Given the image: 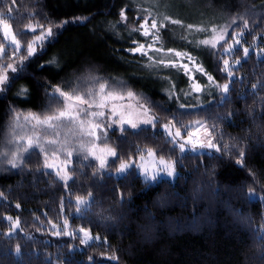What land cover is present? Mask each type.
Returning a JSON list of instances; mask_svg holds the SVG:
<instances>
[{"label":"trees","instance_id":"trees-1","mask_svg":"<svg viewBox=\"0 0 264 264\" xmlns=\"http://www.w3.org/2000/svg\"><path fill=\"white\" fill-rule=\"evenodd\" d=\"M171 1L170 12L180 16L192 18L201 11L217 20L216 11L222 13L229 37L242 28L241 17L248 21L242 44L229 58L222 47L233 43L231 39L214 50L187 45L220 84L228 82L223 59L234 69L229 93L197 110L166 101L168 84L158 78L170 74L180 92L185 84L181 74L147 68L128 52L134 40H143L120 18L131 0H0V19H8L21 42L19 53L9 59L0 56V64L17 68L16 73L7 69L16 79L0 93V152L14 123L12 109L21 115L45 113L53 86L78 91L98 84L93 77L100 82L122 79L147 97L156 117L155 126L123 134L111 131L108 144L117 156L105 170L92 159L76 160L68 169L67 186L44 167V154L37 148L17 168L0 157V264H264V0ZM48 27L54 35L21 67L19 56L26 45ZM0 44L11 55L14 46L1 29ZM244 47L249 48L246 58ZM22 89L27 99L17 95ZM51 107L56 110L55 104ZM196 121L208 126L220 152L181 153L169 143L165 124L185 130ZM148 149L176 162L175 181L150 184L136 168L115 176V160H135ZM241 149L244 159L238 164ZM77 196L89 201L81 213L75 210ZM65 218L71 230L83 227L99 239L81 244V235H55L52 224L62 227ZM16 219L18 228L13 227Z\"/></svg>","mask_w":264,"mask_h":264},{"label":"snow or ice","instance_id":"snow-or-ice-1","mask_svg":"<svg viewBox=\"0 0 264 264\" xmlns=\"http://www.w3.org/2000/svg\"><path fill=\"white\" fill-rule=\"evenodd\" d=\"M15 3V0H13ZM9 12L12 11L11 8L8 9ZM147 11V10H145ZM120 18L122 22L127 21V16L125 15L124 11H121ZM82 19V18H77ZM165 21H168L172 25H181L188 30L193 29V25H182L181 20L179 19H172L171 17L165 16ZM243 21V26L240 30H234V35L232 37L228 36L229 26H224L217 30V28L212 27L211 32V39H201L199 40V45H203L209 48V50H214L217 48V45L225 40L231 39L234 41V44L239 46L241 45V37L243 36L244 29L248 27L247 19L241 17ZM63 23H68V21H64ZM233 24L236 23L235 19L232 21ZM0 25L3 26L4 30V37L7 39L11 32V25L8 22V19H0ZM63 25H58V27H62ZM167 25L163 22L159 23L156 21L155 18H152L151 24L149 25V20L144 19L143 23H141L137 28H133V32H139L144 37L151 36L152 39L147 42L145 45L144 43H139L137 41H133L136 45L135 47L129 49L128 51L132 55H139L140 57H145L149 62L145 66L152 67V66H162V68H172L176 69L177 72H183L185 76H188L190 81V91L187 93L191 95L192 93H200L204 91V87L201 86L199 82L195 80V77L191 74V69L189 65H193L195 70L202 75L207 76V84L209 86H215L220 90L221 93L225 94V96L229 93L231 83H234L232 77L234 75V69L230 67L229 60L223 59V71L226 73V79L228 82L219 84L217 83L213 76L208 75L204 70L203 66L199 64L195 57L190 55L188 52L178 51L172 48L165 49L161 40V29H164ZM41 27H43L41 25ZM29 28L33 32L36 31L31 25ZM196 31H208V29L204 28H197ZM54 35L52 27H48L44 33L38 34L32 43H28L26 45L25 51L22 55L19 56V60L21 62V67H23V60L26 57H32L36 55L37 47L43 50V42L46 38H50ZM187 39V37H183ZM39 41V44L36 42ZM11 47V55H5V48L3 44H0V56H3L5 59H9L15 54L20 52L21 49V42L16 38L15 35L11 36V40L9 42ZM156 45H159L157 47ZM222 50L227 53H232L236 49H234L233 43H227L223 45ZM243 55L246 58L249 55V49L244 47L242 49ZM149 53H154L155 55H150ZM217 54V53H214ZM218 55V54H217ZM187 60L188 63H184L183 61ZM235 64L239 65L240 60H236ZM0 69H4L3 72H0V93H4L9 90L11 84L14 82L16 77L10 78L7 75V69H11L13 73L17 72V68L14 67L12 64H0ZM221 70L218 67V71ZM170 75V74H169ZM98 83V91L93 89H88L85 94H79L76 89H73L72 92L62 90L59 86H53L52 89V97L53 99L50 102L49 108L46 110L45 113L37 114L28 112L27 115L24 116V120L32 123L33 134L27 137L26 145L24 146H17L15 147L10 153L3 152L0 153V157H8L10 155V159H7V163L11 165L12 168H17L20 165L24 164V158L21 155L22 152H29V149L39 148L40 152L44 154V167L47 169H55V175L64 182V185L67 186V182L71 179V176L68 174L67 171H64L61 174L62 169L58 167L55 161L59 158L58 153L60 151H64L68 157L72 156V150L69 148L60 145L55 138H48L57 137L59 136L60 132L59 129L64 127L68 128L69 130H73L76 134L88 136L91 138L89 144L91 147H88L86 151L93 155L96 160L99 161V168L101 170L105 169L107 165V160L102 155H96V141L101 140L103 138L104 147L100 149V152L107 153L112 157L117 156V152L115 148L108 146V138H107V130L110 129L113 125L119 126V131L123 134L127 131L124 127L128 125L131 129H139L141 124L145 125H152L155 126L156 117L150 114L151 109L145 105V103L141 102V98L131 91L127 89V87L123 84L114 85L113 87H108L105 82H100L99 78L93 77ZM164 79H168V76H165ZM170 89L169 95L174 96L175 92V85L171 83L169 80ZM256 85H253L255 88ZM47 90V89H46ZM27 90L22 89L20 92L17 93L18 96H23L24 99H27ZM125 102V101H132L135 103H120L117 104L116 102ZM52 104L61 106L60 110L54 111L51 107ZM84 106V107H81ZM181 108L185 107L184 104L180 105ZM122 109L121 111H118ZM95 109V110H94ZM132 110H134L137 114L138 118H133ZM13 118L16 121H19L21 113L17 109H12ZM142 113V117H141ZM107 116V120L104 118ZM196 128L195 131L187 130L183 133L181 127H176L174 123L165 124L163 127L166 130L168 136L170 137L169 143L177 145L179 151L181 153L185 151H192L195 152L197 148L200 149H214L216 152L221 151V146L213 143L214 137L212 136L211 131L208 129V126L201 121L195 122ZM175 129L173 131L172 129ZM203 130L206 135V140H200L198 138L194 139L197 134ZM41 133H43L46 143L49 145H53L50 150H46L40 144ZM20 140H24V136L19 137ZM182 141V142H180ZM14 143V141H13ZM67 143V142H65ZM227 149L228 145L223 146ZM81 148H84V145L81 144ZM31 155V153H29ZM155 152L152 149L147 150V156L155 157ZM139 158L141 160L144 159V154L141 153ZM244 159V151L241 149L238 153V157L236 162L238 164H242ZM63 166V169L67 168L68 161L63 160L60 162ZM119 164V173L121 175L127 173L133 167H137L136 161L129 157L128 160H124L123 157L120 159L115 160L113 162ZM175 161L172 160H165L163 156L159 157L158 164L162 167L155 168L151 173H149L148 169L145 168L143 165H139L138 167L141 168L143 175L149 179L155 181L158 178L160 172H163L165 175L171 177L175 175ZM254 191V190H253ZM2 195V194H0ZM91 193H89V196ZM89 206V201L83 197H76V212L81 213L82 207ZM17 208L20 207L19 204L16 205ZM8 220H12V217H8ZM51 223V222H50ZM20 221L16 219L13 227H19ZM53 229H57L55 231V235L60 236L61 234L65 236H71L75 238L82 234L80 239L81 244H88L91 241L93 244L99 237L93 238L91 233L86 230L85 228L81 227L75 232H69L68 228V221L67 218L63 221V226L58 227L56 224H52ZM17 254H19L20 249L17 247L16 249ZM91 259V257H89ZM109 259H116L115 257H110Z\"/></svg>","mask_w":264,"mask_h":264},{"label":"rangeland","instance_id":"rangeland-1","mask_svg":"<svg viewBox=\"0 0 264 264\" xmlns=\"http://www.w3.org/2000/svg\"><path fill=\"white\" fill-rule=\"evenodd\" d=\"M171 2H172L171 0H131L130 9L128 8V9L124 10L125 15L127 16V21L124 22V23H126L131 29L137 28L141 23H143L144 19H148L149 20V25L151 24L152 18L156 19V21L158 22V25L161 22L165 23L167 26L164 29H161V32H160L161 40H162L164 48L165 49L172 48V49H175V50H178V51L188 52L190 55L195 57L196 61L199 64H201L199 59L187 49L188 48L187 45H189V44L191 45V43L192 44L195 43V46H199L201 48L208 49V47H206V46L199 45V40H201V39H211L210 30H211L212 27H215V28H217V30H219L220 28H222L224 26H228V24H225V22L223 21L224 18H223V16H221L222 13H218L217 11H216L217 14L215 15L217 20H214V19H210L209 20L208 18H205L201 14V11H199V15L196 14V13H193L192 18L190 17V14L181 15L180 16L178 13H175V12L171 13L170 10H169L170 9L169 6L171 5ZM145 10H147V11H145ZM177 15H179L180 17L177 16ZM165 16L171 17L172 19L181 20L182 25L191 24L194 27H193L192 30H188L185 27H182L181 25H172L168 21L164 20ZM225 20H227V19H225ZM197 28L208 29V31H196ZM0 29L2 30V32L4 34V30H3V26L2 25H0ZM229 32H230V28L228 30V34H229ZM139 34L141 35V33H139ZM12 35H14V33H13L12 29H11V32H10L9 36L7 37V39L5 38V40L7 41L8 44H9V42L11 40V36ZM141 37H142L143 40L140 41L139 43H144L145 45L147 44L148 41H150L152 39L151 36L144 37L143 35H141ZM183 37H187V39H184ZM242 38H243V36L241 37V41H242ZM47 39L48 38H46L45 41ZM193 40H195V41H193ZM177 41H178V44L183 43V42L186 43V44H183V46L182 45L175 46L174 43H176ZM223 42L224 41L220 42L219 44H221ZM39 43H40L39 41L36 42V44H39ZM241 44H242V42H241ZM135 46L136 45L134 44V47ZM156 46L159 47V45H156ZM233 46H234V49H236V50L238 49V47H240V45L239 46L235 45L234 42H233ZM183 47H185V48H183ZM235 51H233L232 53H227L226 52L227 57L228 58L231 57L234 54ZM149 54L150 55H155L154 53H149ZM137 56L139 57V61H140V63L142 65L145 66L146 64L149 63L145 57H140L138 54H137ZM183 62L184 63H188L187 60H184ZM145 67H147V66H145ZM147 68H150V69L155 70L157 72H160V71L161 72L162 71L163 72H170V73L171 72H175V73H177V74L179 73V74H181L183 76L184 79H182V78L181 79L184 80L185 84L182 85L181 87H179L180 88V92L177 90L178 88H177V84L176 83H178V81H174L173 78H171V76L169 74L164 73L161 76L162 77L161 79L158 78L161 82H165L166 84H168V88L166 89L167 90V92H166V95H167L166 101L168 102V104H171V103L177 104V106L180 109L187 110V111L197 110L199 108H202V107L207 106L208 104L212 103L216 99V97L218 95H222V93L220 92V90L218 88H216L215 86H209L207 84V76L206 75H202L201 73L197 72L195 70V67L193 65H191V64L189 65V68L191 69V74L195 77V80L197 82H199L202 87H204V91L203 92L192 93L191 95L187 94L190 91L189 78H188V76H185L182 71L181 72H177L176 69L162 68V66H160V67L152 66V67H147ZM203 68H204V66H203ZM204 70L206 71L205 68H204ZM206 73L208 75H210L207 71H206ZM165 76H168V79H164ZM152 79L154 81H158L157 79H154V78H152ZM169 80L171 81L172 84L175 85V89L173 90L175 92V95L171 96V97L169 95V89H170ZM214 80L217 83H219L215 78H214ZM91 83L92 82H89V84H91ZM105 83L108 85V87H113L114 85H118V84L125 85L123 80L122 79H118V78H116L115 80L111 79L109 81H106ZM125 86L127 87V89H130L131 91L136 93L141 98V102L145 103V105L150 108V106H149L150 101L147 99L146 96H144V94H142L140 92H137V91H134L133 89H131L127 85H125ZM88 89H93L95 91H98V84L87 85L83 89H80V90L78 89V92H79V94H85ZM116 103L120 104V103H135V102H132V101H125V102L117 101ZM181 104H184L185 107L181 108L180 107ZM81 107H84V106H81ZM60 108H61V106L55 105V109H56L55 111L60 110ZM121 110L122 109L118 108V111H121ZM150 114L152 116H154L151 111H150ZM25 115H27V114L21 115L19 121H16V120L13 119L14 123H13L12 129H11V133H12V130H13V134L11 135V133H9L10 135L7 136V140L5 141V146L1 149L0 153H3V152H9L10 153L15 147L26 145L27 137L31 136L33 134L32 123H34V122L25 121L24 120V116ZM132 116H133L134 119L138 118L137 114H136V112L134 110H132ZM141 117H142V113H141ZM104 119L107 120V116ZM146 126H151V125L141 124L139 126V128L146 127ZM124 127L127 130H138V129H131L128 125H125ZM195 128H196V125H193V126L187 127L185 130H181V131H183L182 135L187 130L195 131ZM172 130L175 131V129H172ZM111 131H119V126L118 125H113L110 129L107 130V138H108V140H109V133ZM59 132H60L59 136H57V137L49 136L48 138H55V139H57V141H58V143L60 145H63L64 147L69 148V149L72 150V156L71 157H68L63 150L58 153L59 158L55 161V163H56V165L58 167H60L62 169L61 174H63L64 171L68 172L69 167L72 166L73 163L76 160L86 161V160L92 159V160L96 161L99 164V161L96 160L93 155L89 154L86 151V149L88 147H91V145L89 144V141L91 140L90 137L76 134L73 130H69L68 128H64V127L60 128ZM40 135H41L40 144H41V146L43 148H45L46 150H50L52 147H55L53 145H49V144L46 143V139H45L43 133H41ZM20 136H24L25 139L24 140H20L19 139ZM196 138H198L200 140H206L207 139V135H206V133L203 130H201L197 134V136L194 137V139H196ZM13 141H14V143H13ZM65 142H67V143H65ZM180 142H182V141H180ZM213 143H214V141H213ZM81 144L84 145V148H81ZM108 146L111 147L109 144H108ZM103 147H104L103 138H101V140L96 141V155H102L107 160V165L105 167V169H106L108 167L109 163L111 162V160H113V158H115V157L107 155V153L100 152V149L103 148ZM37 149H39V148H37ZM30 150H32V149H29V152H30ZM211 150H214V149H207V148L200 149V148H197V150L195 152H202V151L205 152V151H211ZM188 152H192V151H185L184 153H188ZM21 155L23 156V158H25L26 155H28V152H22ZM4 158H6V160L10 159V155L8 157H4ZM63 160H67L68 161L66 169H63V166L60 163ZM158 160H159V158L156 155H155V157L147 156V151L144 153V159L143 160H141L139 157L137 159H135L136 165H138V166L139 165H143L145 168L148 169L149 173H151L157 167H162V166H160L158 164ZM138 166L137 167H133V168H136V171H138V173L141 176V178L143 179V181H146V182H148L150 184H154V183L162 181V180H169V181L173 182L178 177V172H177V169H176V165H175V175L174 176L169 177V176L165 175L163 172H160L159 175H158V178L155 181L147 179L143 175V172H142L141 168L138 167ZM48 170H50L52 172H55V169H48ZM68 174H69V172H68ZM114 174L117 177H122L126 173L121 175L119 173V169H117V171L114 172ZM78 229L71 230L70 228H68V231L71 233V232L77 231ZM11 232L14 233V231H11ZM89 232L91 233L93 238L96 237L94 234H92L91 231H89ZM81 236H82V234H81ZM89 243H92V242L89 241Z\"/></svg>","mask_w":264,"mask_h":264}]
</instances>
